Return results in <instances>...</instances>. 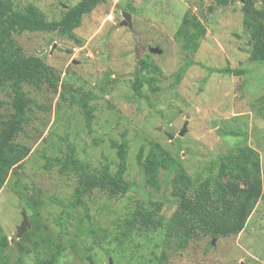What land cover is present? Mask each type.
Here are the masks:
<instances>
[{
    "label": "rangeland",
    "instance_id": "obj_1",
    "mask_svg": "<svg viewBox=\"0 0 264 264\" xmlns=\"http://www.w3.org/2000/svg\"><path fill=\"white\" fill-rule=\"evenodd\" d=\"M79 1L14 0L20 9L33 3L48 21L61 20ZM246 1L103 0L83 18L74 40L56 33L14 36L23 53L43 57L61 83L55 94L46 85L32 88L31 98L43 108H32L30 122L15 140L30 153L0 192V226L11 243L5 252L10 264H38L54 245L64 248L58 264H264V118L253 104L264 96V53L255 51L245 30ZM251 3L264 12V0ZM123 13L131 15V25ZM187 14L196 16L207 31L194 54L176 39ZM225 67L246 74L209 72ZM141 76L154 82L141 81L138 94L133 86ZM69 88L91 107L90 126ZM11 101L10 91L0 93V115L11 114ZM123 136L129 143L126 180L131 190L112 199L94 191L84 198L88 212L76 207L66 218L77 177L61 175L58 168L47 170V158H64L71 146L92 171L100 172L106 163L116 171L117 151L111 142L121 143ZM154 144L177 158L191 177L211 176L224 183L230 179L219 172L220 159L243 146L259 153V203L238 236L215 239L212 246L213 240L198 239L176 251L160 230L135 229L124 240L125 223L141 203H163L159 214L166 218L177 208L173 176L162 171L160 189L149 187L137 163L140 151L145 157ZM23 211L30 228L18 239ZM39 229L44 244L35 234Z\"/></svg>",
    "mask_w": 264,
    "mask_h": 264
},
{
    "label": "trees",
    "instance_id": "obj_2",
    "mask_svg": "<svg viewBox=\"0 0 264 264\" xmlns=\"http://www.w3.org/2000/svg\"><path fill=\"white\" fill-rule=\"evenodd\" d=\"M102 2L103 0H80L69 8L61 20L48 21L46 14L33 3L20 9L14 0H0V93L10 91L12 98L11 114L0 115V192L10 175H18L21 163L30 153L28 147L16 143L15 140L23 131L24 125L30 122L32 108H43L31 98L33 89L40 90L46 85L55 94L61 83L59 73L47 65L43 57L26 56L15 42L14 36L25 32L56 33L60 38L74 40V31L81 26L83 18L104 4ZM251 2L253 0L246 1L244 8V27L250 36L251 46L261 54L264 53V12L255 9ZM206 33L201 21L196 16L187 14L176 33V39L181 42L185 51L194 54L200 47V38H204ZM260 61L264 62V56ZM191 64L189 61L186 66L189 68ZM186 66L176 75V84L181 82ZM153 68L159 70L156 66ZM209 72L236 77L246 74L245 70L229 67L209 69ZM141 81L149 84L154 82L145 76L138 77L133 86L138 94L142 87ZM27 87L30 89L27 90ZM68 92L84 110L87 125L90 126L91 107L87 101L79 99L78 93H74L72 88ZM253 104L259 106L256 112L264 118V96ZM111 146L117 151L116 171H112L107 163L100 172L92 171L77 158V153L71 146L70 152L64 158H47V170L58 168L61 175L74 174L77 177L72 199L65 207L66 218L69 211L76 207H83L88 212L84 198L94 191L105 193L112 199L125 196L131 190V185L126 180L129 143L123 136L121 143L112 141ZM137 163L141 167L145 184L149 187L160 189L159 176L162 171L173 176L172 196L177 208L170 218H166L164 214H159L163 203H154L150 207L141 203L125 223V231L122 233L124 240L129 239L135 229H145L147 233L160 230L166 244H175L176 251L184 250L189 243L198 239L235 237L245 229L259 203L260 191L255 186L261 181L260 155L249 146L231 150L219 160V172L228 175L230 183L214 180L211 176L205 179L191 177L179 160L160 144H154L145 157L143 150L140 151ZM240 182H244L246 186L240 187ZM35 234H38L41 243H46L43 230L39 229ZM212 245L210 241V246ZM10 246L9 237L0 226L1 264H10L5 255ZM52 249L48 253L49 257L38 264L59 263L64 248L54 245Z\"/></svg>",
    "mask_w": 264,
    "mask_h": 264
},
{
    "label": "water",
    "instance_id": "obj_3",
    "mask_svg": "<svg viewBox=\"0 0 264 264\" xmlns=\"http://www.w3.org/2000/svg\"><path fill=\"white\" fill-rule=\"evenodd\" d=\"M123 17L128 21V23L131 25V15L128 13H123ZM124 25H127L126 22H124ZM56 47V44H54L53 49ZM154 53H157L159 51L154 50ZM183 132L180 134L182 136ZM23 222L22 225L18 228V234H17V238L20 239L22 237V235L28 230V228H30V224L28 222V217L25 211H23ZM215 243V239L213 240V244ZM112 264V262L110 263Z\"/></svg>",
    "mask_w": 264,
    "mask_h": 264
}]
</instances>
